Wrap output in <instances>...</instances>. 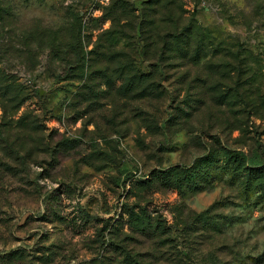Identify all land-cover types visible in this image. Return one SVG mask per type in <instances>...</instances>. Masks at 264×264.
<instances>
[{"label": "rangeland", "instance_id": "374dc122", "mask_svg": "<svg viewBox=\"0 0 264 264\" xmlns=\"http://www.w3.org/2000/svg\"><path fill=\"white\" fill-rule=\"evenodd\" d=\"M0 2V264H264V0Z\"/></svg>", "mask_w": 264, "mask_h": 264}, {"label": "trees", "instance_id": "16d2710c", "mask_svg": "<svg viewBox=\"0 0 264 264\" xmlns=\"http://www.w3.org/2000/svg\"><path fill=\"white\" fill-rule=\"evenodd\" d=\"M2 12H3V7H2L1 2H0V13H2ZM252 164L256 165V163H252ZM174 172L175 171L173 170L171 172V174L174 173ZM163 173H165V177H164L165 179L166 178H170L171 175H170V173H168V171H165ZM258 173H261V175L264 176V164L260 165L259 167L248 165V167H245V171H244V168H243L242 179L243 180L246 179L247 181L251 182V181H253L252 178L254 176H256ZM193 175L194 174H192V176ZM192 176H190L188 178V181H189V179L192 180ZM148 179H149V177H148ZM170 181H171L172 184H175L177 187H179L181 190H183L185 183L182 182V179H181L180 175L177 176V179L172 178ZM128 211H129L130 215H133L134 212L131 209H128ZM137 216H139V215H137Z\"/></svg>", "mask_w": 264, "mask_h": 264}]
</instances>
